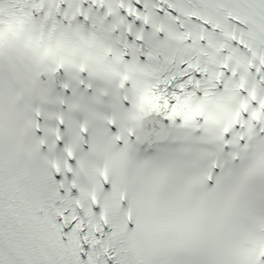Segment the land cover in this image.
I'll return each instance as SVG.
<instances>
[{
  "label": "snow or ice",
  "instance_id": "1",
  "mask_svg": "<svg viewBox=\"0 0 264 264\" xmlns=\"http://www.w3.org/2000/svg\"><path fill=\"white\" fill-rule=\"evenodd\" d=\"M0 264H264V0H0Z\"/></svg>",
  "mask_w": 264,
  "mask_h": 264
}]
</instances>
